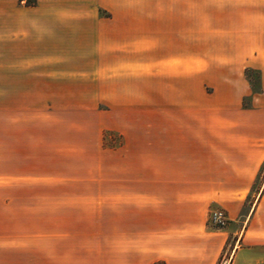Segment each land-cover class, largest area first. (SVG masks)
Segmentation results:
<instances>
[{"label":"crops","instance_id":"crops-1","mask_svg":"<svg viewBox=\"0 0 264 264\" xmlns=\"http://www.w3.org/2000/svg\"><path fill=\"white\" fill-rule=\"evenodd\" d=\"M11 1L0 9V22H11L0 25V71L20 78L0 98L19 103L0 112L20 115V149L34 145L29 126L58 111L105 105L193 124L167 127L176 191H130L139 200L129 201L127 222L120 207L111 227L90 221L104 211L98 199L120 191L0 189V264H217L229 231L208 223V204L238 221L264 163V0ZM113 129L125 141L104 147L102 132L101 150L127 146L124 129ZM168 196L193 199L172 208L195 209V220L154 222L153 199ZM89 198L101 205L90 210ZM244 217L230 264H264V194Z\"/></svg>","mask_w":264,"mask_h":264},{"label":"rangeland","instance_id":"rangeland-1","mask_svg":"<svg viewBox=\"0 0 264 264\" xmlns=\"http://www.w3.org/2000/svg\"><path fill=\"white\" fill-rule=\"evenodd\" d=\"M11 2V0H0V9L8 8ZM4 23L10 25V19L8 22H0V25ZM247 73L252 89L258 90V72L250 69ZM18 78L20 74L16 72L6 75L0 71V83L5 81L0 88L15 90L17 86L14 83ZM245 102L248 105L249 98H246ZM18 103L17 95L0 98V106H7L10 110L14 109ZM105 109V105H100V108L96 110L58 111L50 119H38L29 126L33 127L30 129L32 133H29L34 136L33 147L22 149H20V115L0 112V189L120 191L126 196L96 198L98 201H104V211L90 214V221L99 220L104 222L106 227H111L107 225L116 220L118 215L114 212L116 207L122 210L120 222L128 221L129 201L139 200V198H129L130 191L148 187L157 194L174 193L176 182L167 181V177L170 179L171 174L177 172L180 167L168 165L169 150L167 148L176 134L168 133L167 127L183 124L192 126V118L168 120L158 114L148 117L144 109H137V113L133 115L117 111L107 112ZM115 126H121L127 133V146L116 152L107 148V150H101L98 137L102 132L104 147H118L125 141L124 135L113 129ZM26 134L22 133L21 141H27ZM175 154L176 152H173L172 156L177 157ZM20 173L25 176L23 177L25 180L31 181L20 182ZM262 194H264V163L243 200L239 211L242 214L241 217L231 224H228L227 220L223 226L228 228L229 233L217 264L231 263L236 239L244 225L242 222L245 219L244 215ZM96 199L89 198L90 210L98 204L92 202ZM177 200L196 205L190 202L193 199L188 198L170 196L154 198L153 221L171 222V220H177L176 218H182L181 220L185 221L195 220V209L190 208L186 210L187 212L185 211V214H180L172 208ZM207 208L206 217L210 224H212L210 220L212 211L225 209L213 201L209 202ZM31 231L27 230L25 234ZM105 232H112V230L106 228Z\"/></svg>","mask_w":264,"mask_h":264},{"label":"built area","instance_id":"built-area-1","mask_svg":"<svg viewBox=\"0 0 264 264\" xmlns=\"http://www.w3.org/2000/svg\"><path fill=\"white\" fill-rule=\"evenodd\" d=\"M210 220L212 224L217 227H223L227 222L226 214L220 209L212 211L210 215Z\"/></svg>","mask_w":264,"mask_h":264}]
</instances>
